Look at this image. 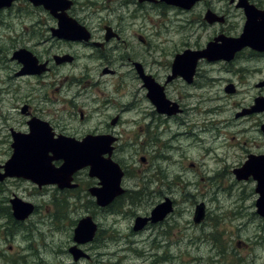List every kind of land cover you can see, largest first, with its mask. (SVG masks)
I'll use <instances>...</instances> for the list:
<instances>
[{
	"label": "rangeland",
	"instance_id": "374dc122",
	"mask_svg": "<svg viewBox=\"0 0 264 264\" xmlns=\"http://www.w3.org/2000/svg\"><path fill=\"white\" fill-rule=\"evenodd\" d=\"M89 1L104 2V0ZM211 1L213 2L208 0V2L199 3L194 9L192 7V10L179 6L164 5V7L150 2L141 4L135 2L131 6L124 0H108L107 4H111V7L105 11V15H134V18L125 20L127 25L123 27L122 40L131 41L137 51L141 49V53L146 52L145 49L150 42L153 45L159 43L162 48L168 51V58H170V55L174 57L187 43L193 46L198 42L201 48H204L217 32L225 31L230 36L241 34L245 23L243 11L237 9L235 4H231L229 0ZM252 1L264 8V2H261L264 0ZM120 4H123L125 9H122ZM208 8L214 10L218 15L224 16L226 21L208 24L203 19ZM24 12V23L9 17V22L18 34H10L7 28L3 30L0 25L3 47L11 48L17 44L16 36H21L19 39L21 46L33 47L35 44V40L29 41L25 39V36H22V29L27 27V22H29V27L34 22L36 24L38 15L43 13L35 9ZM130 19L132 24L128 22ZM158 32L161 34L157 35ZM121 45L119 50H124L125 46L122 42ZM119 50L114 53L116 56L120 53ZM5 56L4 67H7L8 70L0 71V142L5 137H8L7 141L9 142L11 128L16 131H27L28 125L21 109L26 103L35 106L36 101L24 98L31 92L34 93L41 89V86L35 85L37 82L34 79L15 77L16 70L12 69L15 65L11 66V55L6 53ZM81 62L85 61L81 60ZM124 62L127 60L125 59ZM241 62L233 65L236 68L233 73L227 72L223 64L220 63L203 66L201 71L205 75L204 81L206 82L208 78L214 79V87L206 86L204 89H198L186 87L183 83H179L177 87H171L173 90H170L172 91L170 100L181 101L183 99L187 108L186 113L182 115L181 120L173 115L175 120L172 124L168 122L169 119L164 120L162 127L166 129V132L153 134V136L163 139L172 136L169 138H173L172 144L184 148L183 150L176 147V150L172 152L173 158L183 159L182 170L178 173H181L185 180H192L197 184V189H193L192 193L187 194L178 188L176 192H173L172 197L176 200L177 212L165 225L158 228L156 232L158 241H154L155 237L150 238L153 231H148L137 234V245H125L124 243L118 245V241L109 235L112 232L128 235L133 227V217L120 220L116 227L118 232L112 231L109 229V225L114 224L116 217L101 211L94 199L91 201L89 199L92 198L78 200L68 196L64 198H61L62 196L58 198L42 196L34 193L32 183L20 182L19 188H12V191L19 197H13L0 191V203L7 206L9 198L20 199L33 204L35 208L37 206L38 209L27 219L19 221L11 213L13 209L7 210L6 207H1L2 210H6V214L0 213V264H149L154 254L162 257L157 264H212L213 259L217 262L215 264H231L239 257H244L251 264H264L261 257L255 258V255L264 256L261 248L255 247L258 241H256L257 236H254L258 229L257 226L261 222L252 214L239 219L230 215L236 209L230 202L231 198H239L245 192H249L250 184L235 183L229 176L211 180L215 177L212 175L218 167H222L225 172L230 173L231 170L237 168L245 155L243 149H248L252 145L253 148L259 149V144L264 149L263 138L257 131H250V122L239 117L236 118L239 105L253 101L259 93H262V97L259 98H264V88L256 87L257 84L264 82V57L259 60L248 58ZM86 63L90 68L97 65L95 61ZM83 67L84 65L82 67L74 65L61 71L60 76L64 78L68 71L80 73V69ZM114 68L118 73L123 70L125 74L132 75L131 69L129 70L127 66L118 65ZM247 69H249L248 72ZM99 72L98 69L93 70L92 79H97ZM56 74H51L46 82L52 83L53 78L58 77ZM127 81L129 84L124 87L126 101H130L129 97L132 94L137 96L138 91L143 96L140 82L136 79H133V82L128 79ZM230 82L235 84L239 90V94H235L236 96L225 92V88L231 85ZM2 89L7 93H3ZM51 90V86L46 89L49 92ZM187 90L190 94L184 93ZM195 94L197 95L192 99L191 95ZM203 96L205 97L202 98ZM210 96H216L219 101L208 103ZM139 99L144 100L141 97ZM197 105L198 107L194 109L197 112L192 111L191 109ZM212 107H220L223 111L219 113L206 112ZM149 109H152L151 105L144 100L142 103L138 102V107L131 116L125 117L131 122L135 121L131 125L134 129L131 132H126L125 135L130 136L129 143L137 142V150H140L141 144L145 140L144 135L140 132V127L144 120L150 121L151 118L145 112ZM204 109L205 112H202ZM213 110L217 109L210 111ZM65 114L62 116L65 117ZM211 123L214 125L211 126ZM194 145H199L200 150ZM158 147L163 148L164 142L161 141ZM194 147L197 148V151L194 150ZM11 154L12 152L9 154V145L5 139L0 143V164L4 165L10 159ZM124 156L129 157V152ZM208 156L210 160L207 159ZM216 157L224 159V164L218 163ZM136 158L139 160L138 157ZM193 164L195 166L191 167ZM173 174L174 172L169 177L172 187L174 185ZM86 175L87 173H84V178H89ZM159 200L158 198L157 201ZM89 201L90 203H88ZM161 201L165 203L163 197ZM85 203L86 207H84ZM200 203L205 204L208 213L207 220L201 225H197L193 219L195 209L200 206ZM62 206H65V211L60 209ZM154 207V205H147L146 208L139 209L137 213L143 215L151 212ZM7 214H12V219L7 218ZM87 215L92 216L96 223L102 225L104 231L95 241L81 247L84 252L90 255V258L77 263L74 262L68 249L75 244V229L79 221ZM223 250L225 256L220 254Z\"/></svg>",
	"mask_w": 264,
	"mask_h": 264
},
{
	"label": "flooded vegetation",
	"instance_id": "af4514ba",
	"mask_svg": "<svg viewBox=\"0 0 264 264\" xmlns=\"http://www.w3.org/2000/svg\"><path fill=\"white\" fill-rule=\"evenodd\" d=\"M68 1L72 2V4L66 11L67 15L76 20L86 29L85 34L88 36L87 38L84 37L80 40H72L54 36V30L58 29L59 17L53 15L44 6H34L28 0H18L13 2L10 7L0 9L1 29L5 30L7 28L10 34H18V32L9 22V17L18 19L19 22L24 23V11L28 12L29 9L31 11L35 9L43 13L38 15V21L36 24H34V22L31 24V27H29V22H27V27L22 29V36H25L26 40H35L33 47L21 46L19 43L21 36H16L17 44L13 45L11 48H5L2 46L3 38L0 36V71L5 72L8 70L7 67H4V64L6 60L5 54L9 53L11 55V66L12 64L15 65V67L12 66V69L16 70L14 76L17 78L20 77L21 79H34L38 83L35 85L41 86V89L36 90L34 93L31 92L29 96L24 98L28 100L31 98L33 101H36L35 106L26 103L21 109V113L25 116L28 125L27 131H16L11 128L9 142L7 141L8 137H5L0 143L6 139V142L9 145V154L12 152V157L14 153L13 133L29 134V122L34 119L47 122L52 129L54 138H60L63 136L66 139L73 138L76 141L81 142L89 136L93 137L92 139L95 141L93 144L99 146V149L106 150V153L103 155L104 159H107V161L111 160L116 165L110 166L109 164H104L102 170L105 173V178L107 180L110 178L113 183H101V180L98 177L90 175V167H86L77 171L73 175V180L69 187L62 188L57 183L40 186L31 180L22 177H7L3 181H0V191L8 193L13 197H19L12 191V188H19L20 182H29L32 183L35 194L48 197L51 196L53 198H58L59 196L64 198L65 196H68L77 198L78 200L92 198L89 200L92 201L94 199L96 203V197L93 196L91 192L92 189L105 187L108 193L121 190V193L106 207H99L97 203L96 205L101 211L105 212V214H110L116 217L114 224L109 225V229L112 231L118 232L116 227L120 220H127L132 217L134 219L133 227H131V231L128 235L112 232L109 236H112L114 240L118 241V245L121 243H124L125 245H137V234L153 231L150 238L155 237L154 241H158V236L156 235L158 228L165 225V223H167L177 212L176 200L172 197L173 192H176L178 188L187 194L189 192L192 193L193 189H197V184L192 180H185L183 175L178 173V171L182 170L183 159L173 158L172 152L176 150V147L183 150L184 148L173 145V138L169 139L172 136L166 139L153 136V134L166 132V129L162 127L164 120L169 119L168 122L172 124L173 120H175L173 115H176L177 119L181 120L182 115L186 113L187 108L183 99L181 101L170 100V92H172L170 90H173L171 87H177L179 83L185 84L186 87H195L198 89H204L206 86L214 87V79L208 78L206 82L204 81L205 75H203L201 71L203 66H212L220 63L223 64L224 69L227 72L233 73L236 69L233 65L236 63L240 64L242 63L241 60L245 61L248 58L259 60L264 57V52L244 48L237 52L234 58L230 61L210 62L207 60H201L197 65L192 79L189 81L181 75L174 76L173 65L176 56L186 50H203L208 43L212 42L216 37L221 34H226L225 31L215 33L212 40L207 42L204 48H201L198 42L193 46L189 43L185 44L184 48L174 57L170 55V58H168V51L162 48L161 44L157 43L153 45L152 42L147 45L145 49L146 52L141 53V49H139L140 51H137L135 48L136 46L131 41L122 40L123 27H126L127 25L125 20L127 18H134V15H105V11H108L111 7V4H107L108 0H104V2H90L89 0ZM248 1L253 3L252 0ZM124 2L131 6L135 2L139 4L150 2L156 5L172 6L165 3L167 2L166 0H124ZM194 2L197 3L192 6L193 9L199 3L208 2V0H195ZM209 2L213 1L209 0ZM229 2H234L231 4H235L236 6L235 2H239V0H229ZM256 6L261 10H264L263 7ZM120 7L125 9L123 8V4H120ZM237 9L242 10L244 13L243 9ZM208 11L214 12L211 8H208L207 12ZM58 13H62V11H59ZM130 21L131 19L128 20V22L132 24ZM159 34H161V32L157 33V35ZM117 41H119V43H117ZM121 42L125 46L124 50H119L122 47ZM22 45L25 44L22 43ZM21 50H27L37 58L38 65L35 64V66L39 68L43 67L41 68V72L26 73L24 71V64L18 59L13 58L15 52ZM117 50H119L120 53L116 56L114 53ZM125 59L127 62H124ZM81 60H84L85 62L82 63ZM87 61H89V63L95 61L97 65L94 68H90L88 67V63H86ZM74 65L80 67L84 65V67L80 69V73L68 71L65 73L64 78H61V71H65L67 68ZM118 65H121L122 67L127 66L129 70L131 69L133 76L131 74H125L123 70L118 73L114 68V66ZM95 69L100 70L99 76L97 79H92L93 70ZM248 71L249 69H247V72ZM55 73H57L56 75L58 77H54L52 83H47L46 81L48 80L46 79H48L51 74ZM127 79L131 80V82H133V79H136L141 83L143 96H141L138 91L137 96H133L132 94L129 97L130 101H126L125 98L127 96L125 95L124 87L129 84ZM201 79L203 80L201 81ZM230 83L231 85L228 87L226 86L227 88H225V92L232 95L239 94L237 86L232 82ZM49 86H51V92L46 91ZM256 87L263 89L264 82L257 84ZM2 92L7 93L6 91H3V89ZM184 93H189V91L187 90ZM196 95L197 94L191 95L192 99H194ZM139 97L144 98V100L152 107V109L145 110V112L148 113L149 118H151L150 121L146 122L144 120L140 127V132L145 138L140 147L141 151L136 148L137 142L129 143L128 140L130 136L125 135L126 132H131L132 129H134L131 125L134 124L135 121L131 122L125 117L131 116L137 109L138 102L142 103L144 101L140 100ZM204 97L205 96L202 98ZM259 97H262V93L257 94L253 101L239 105V112H236V118L239 117L250 122V131H257L259 136L264 140V98ZM215 100L219 101L216 96H210L208 103H213ZM197 107L198 105L191 110L196 111L194 109ZM211 109L217 110L210 111ZM222 111L223 109L220 107H212L206 112L219 113ZM202 112H205V109ZM62 114H65V117L62 116ZM252 119H254L253 122H251ZM210 125L212 126L214 124L211 123ZM196 133H198V131H196ZM161 141L164 142L163 148L158 147ZM194 146L200 150L199 145ZM196 147H194V150L197 151ZM262 148V145L259 144V149L255 147L253 148V145L248 149H243L245 155L237 168L231 170L230 173L228 171L225 172L222 167H218L212 175L215 177L211 180H218L229 176L233 178L235 183L245 182V184H250L251 190L249 192H245L243 196L239 198H231L230 202L236 207V209L233 210L230 215L239 219L241 217L246 218L249 214H252L257 220H259V222H261L257 226L258 229L254 234V236H257L256 241H258L255 247L261 248V251L264 252V192L260 193L257 190L259 182L254 178L252 173L248 174L247 177L243 176V179H238L236 173L238 170L244 168V165L251 159V157L256 159L264 157V149ZM127 152H129V157L126 158L124 154ZM138 154H141L142 156ZM50 155H52V153H50ZM136 157H138L139 160ZM207 159L210 160V157L208 156ZM216 160L218 163H222V165L224 164V159L216 157ZM260 160L262 159L260 158ZM61 164L62 161H53L55 167H59ZM4 165L0 164L2 167ZM193 166H195V164L191 165V167ZM172 172H174L172 176L174 183L173 187L169 180ZM0 173H4L3 168L0 169ZM84 173H87L86 176L89 178H84ZM258 173L264 174V170L259 168ZM243 175H246V173L243 172ZM153 197H155V199H153ZM162 197L165 202L170 201L171 213H169L162 221L153 222L152 220H148L142 229L135 230L134 227L136 220L138 218L150 219L152 211L164 203L161 201ZM158 198L160 199L159 201H157ZM11 200L12 198H9V204H6L7 206L0 203V207L3 206L6 207L7 210H12V205H10ZM88 203H90V201ZM152 204L155 207L151 212H147L143 215L137 213L139 209L146 208L147 205L153 206ZM86 205L87 204L85 203L84 207H86ZM200 205H203L204 207V217L201 222L197 223L195 221V209L193 221L197 225H201L207 220L208 211L206 210L205 204L200 203ZM61 208L62 207H60V209ZM37 209L36 206L35 211ZM63 211H65V208ZM11 213L13 214V212ZM102 228L103 226L98 224V230L93 241L102 234L104 231ZM93 241L87 243L90 244ZM216 241L219 242V240ZM74 245H76V242ZM83 245L84 244H79L77 247L81 249ZM70 248L68 249V252L72 256L74 262L80 263L83 260L90 258V255L84 252L86 254L85 256L75 260L70 253ZM220 254L224 255V250L221 251ZM152 257L153 259L149 264H157L162 259V257L157 254H154ZM258 257H261L264 260V256L255 255V258L258 259ZM214 260L215 259L212 260V264L217 263ZM238 263L251 264L250 261L246 260L244 257H239L231 264Z\"/></svg>",
	"mask_w": 264,
	"mask_h": 264
},
{
	"label": "water",
	"instance_id": "95a60500",
	"mask_svg": "<svg viewBox=\"0 0 264 264\" xmlns=\"http://www.w3.org/2000/svg\"><path fill=\"white\" fill-rule=\"evenodd\" d=\"M18 0H0V9L10 7L13 2ZM34 6H44L53 15L59 17L58 29L54 30V36L72 40H80L88 37L85 34V28L76 20L70 18L66 11L70 8L72 2L68 0H28ZM164 1V0H163ZM167 4L179 6L185 9L192 8L197 2L195 0H166ZM234 3V2H231ZM237 8L244 10L246 22L242 33L238 37L227 36L224 34L216 37L207 47L200 51L186 50L182 54H178L174 61V76L181 75L186 80H191L197 65L201 59L208 61H230L235 54L244 48H250L254 51L264 52V10L258 8L255 4L248 0H239ZM62 11V13H58ZM206 21L210 24L223 22L224 18L218 17L212 11H208ZM14 59H18L24 64L26 73H39L41 68L38 65L37 58L27 50L15 52ZM23 71V72H24ZM163 97V96H162ZM263 104V103H262ZM30 133H13L14 153L11 159L0 169H4V173H0V181L7 177H22L43 186L47 184H58L60 187H69L73 180V175L86 167H90L91 176H96L103 184H112L110 178H105L102 171L104 164L116 166L111 160L104 159L103 155L106 150L99 149V146L93 144V137H87L79 142L75 139H66L61 136L54 138L52 129L47 122L34 119L29 122ZM52 153V155H50ZM260 158L262 160H260ZM251 159L244 165L242 170H238V179L253 174L258 180V191L264 192V174L258 173L259 168L264 170V157ZM54 160L62 161L59 167L53 165ZM262 165V166H261ZM243 172L246 175H243ZM261 175V176H260ZM121 177V175H120ZM118 182V181H117ZM119 183V182H118ZM117 183V184H118ZM74 186V185H71ZM92 195L96 197V203L100 207L109 205L120 193L107 192L106 188L92 189ZM13 216L16 220L23 221L27 219L35 210L31 203H26L20 199L11 201ZM171 212V203L166 201L152 211L150 219L138 218L134 229L139 230L147 223L148 220L153 222L162 221L168 213ZM204 217V207L200 205L196 209L195 221L201 222ZM98 230L97 223L91 216H87L79 221L75 229L74 241L77 244H85L93 241ZM70 253L75 260L80 259L86 254L77 246L70 248Z\"/></svg>",
	"mask_w": 264,
	"mask_h": 264
},
{
	"label": "trees",
	"instance_id": "16d2710c",
	"mask_svg": "<svg viewBox=\"0 0 264 264\" xmlns=\"http://www.w3.org/2000/svg\"><path fill=\"white\" fill-rule=\"evenodd\" d=\"M64 208H65V206H62V209H64ZM0 211H2V212H0V213H4V214H6V210H2L1 207H0ZM6 217L12 219V214H7ZM13 228H14V227H13ZM14 230H16V229H14Z\"/></svg>",
	"mask_w": 264,
	"mask_h": 264
},
{
	"label": "bare ground",
	"instance_id": "6f19581e",
	"mask_svg": "<svg viewBox=\"0 0 264 264\" xmlns=\"http://www.w3.org/2000/svg\"><path fill=\"white\" fill-rule=\"evenodd\" d=\"M174 150V149H173ZM211 172V171H210ZM165 181V180H164ZM221 199V198H220Z\"/></svg>",
	"mask_w": 264,
	"mask_h": 264
}]
</instances>
